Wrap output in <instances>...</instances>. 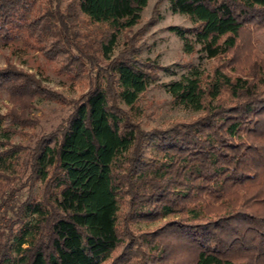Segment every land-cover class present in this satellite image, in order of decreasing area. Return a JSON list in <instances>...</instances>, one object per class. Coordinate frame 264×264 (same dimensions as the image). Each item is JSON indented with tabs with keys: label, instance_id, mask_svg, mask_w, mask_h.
<instances>
[{
	"label": "trees",
	"instance_id": "1",
	"mask_svg": "<svg viewBox=\"0 0 264 264\" xmlns=\"http://www.w3.org/2000/svg\"><path fill=\"white\" fill-rule=\"evenodd\" d=\"M169 1L193 21L170 26L185 52L218 62L168 84L198 117L147 130L138 103L161 66L140 56L137 33L114 50L149 0H0L1 42L87 86L36 142L22 201L7 172L24 148L0 152V264H264V57L251 42L264 0ZM1 91L68 103L15 64L0 67ZM6 117L11 143L32 121ZM142 221L162 223L134 231Z\"/></svg>",
	"mask_w": 264,
	"mask_h": 264
},
{
	"label": "rangeland",
	"instance_id": "2",
	"mask_svg": "<svg viewBox=\"0 0 264 264\" xmlns=\"http://www.w3.org/2000/svg\"><path fill=\"white\" fill-rule=\"evenodd\" d=\"M173 25L191 27L193 21L186 14L174 12L169 0H149L142 11L141 22L126 34H120L115 45L114 55H117L123 48L129 46L126 36L134 39V34L137 33L135 44L141 47L140 56L155 61L161 66L157 77L151 81L138 103L141 110L140 121L147 130L167 126L173 121H189L198 117L201 111L174 102L168 91V84L180 79L184 74H190L195 69L210 72L218 62L200 52L186 53L183 39L170 29ZM251 42L258 55L264 57V28L252 33ZM8 64H15L37 73L44 85L61 93L68 100V103H64L35 96L30 103H27L22 99L14 100L7 92H0V114L6 117L10 113H17L32 121L28 126H19L18 133L11 134V143L6 142L7 138L0 135V152L10 148V144H20L24 148L17 157L13 158L10 164L11 171L7 172L11 173L15 186L19 188L16 201H22L26 198L30 187V182L26 181L31 172V151L36 146V142L66 123L73 110L70 101L78 99L85 93L87 86L78 85L70 77L57 73L51 62L39 52L29 49L21 40L9 43L0 41V67ZM6 118L9 120L8 117ZM37 190L36 186L34 192L37 193ZM161 223V221L133 222L131 227L139 232L152 229Z\"/></svg>",
	"mask_w": 264,
	"mask_h": 264
}]
</instances>
